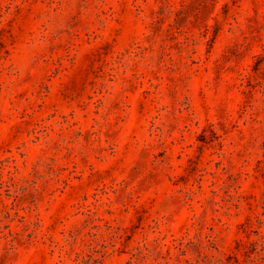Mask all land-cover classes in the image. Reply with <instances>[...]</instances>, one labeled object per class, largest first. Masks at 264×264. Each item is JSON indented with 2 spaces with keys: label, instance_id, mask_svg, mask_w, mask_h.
Returning <instances> with one entry per match:
<instances>
[{
  "label": "rangeland",
  "instance_id": "374dc122",
  "mask_svg": "<svg viewBox=\"0 0 264 264\" xmlns=\"http://www.w3.org/2000/svg\"><path fill=\"white\" fill-rule=\"evenodd\" d=\"M0 264H264V0H0Z\"/></svg>",
  "mask_w": 264,
  "mask_h": 264
}]
</instances>
